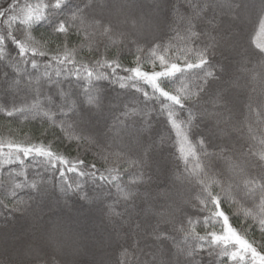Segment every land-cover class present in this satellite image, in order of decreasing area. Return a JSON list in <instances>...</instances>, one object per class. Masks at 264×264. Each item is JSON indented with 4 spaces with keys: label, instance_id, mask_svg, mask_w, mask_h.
Segmentation results:
<instances>
[{
    "label": "snow or ice",
    "instance_id": "1",
    "mask_svg": "<svg viewBox=\"0 0 264 264\" xmlns=\"http://www.w3.org/2000/svg\"><path fill=\"white\" fill-rule=\"evenodd\" d=\"M246 7L0 4V209L25 218L0 229L2 264H264V2L254 17ZM34 120L39 135L12 127ZM161 176L163 206L149 190ZM49 185L91 206L59 216L75 225L73 253L43 220Z\"/></svg>",
    "mask_w": 264,
    "mask_h": 264
},
{
    "label": "rangeland",
    "instance_id": "2",
    "mask_svg": "<svg viewBox=\"0 0 264 264\" xmlns=\"http://www.w3.org/2000/svg\"><path fill=\"white\" fill-rule=\"evenodd\" d=\"M23 2V0H22ZM28 3H37L38 0H27ZM127 2V0H125ZM133 2L142 3L144 5H149L154 2V0H133ZM242 2L247 6L245 8V12L254 17L255 12L258 10L259 5L264 2V0H242ZM251 25H247L244 28L245 34L250 30ZM254 44H264V33L257 31V34L253 37ZM125 64L131 66V63L124 62ZM148 67V65H145ZM111 94L115 96L116 91H112ZM123 96V94L121 93ZM137 95H139L137 93ZM2 123V121H0ZM13 128H23L25 131L30 132V134L39 135L38 129L42 127L39 121H32L28 123L24 121L20 124L13 123ZM57 134H59V130H57ZM0 135L3 138H8V132L6 129H0ZM51 135H49V139H51ZM64 151L63 148L60 149ZM77 153L75 150H72V155L75 156ZM164 157L166 160H174L175 157L171 156L168 152H165ZM89 160L92 158L87 156ZM195 163V159L193 158V164ZM191 166V165H190ZM30 173L35 174L36 171H41L43 173V169L37 167L30 168ZM69 177H73L72 173L68 174ZM79 179V178H76ZM56 180H59V176L56 177ZM71 182V181H70ZM150 186L154 189H158L163 193L166 189L169 191L171 188V180L161 176L159 180L152 183ZM92 185L88 184L84 186V191L92 194ZM115 190L113 189V192ZM160 193V196H161ZM29 190L25 189L20 192V196L27 198L29 196ZM35 195L34 191L31 193ZM157 197H154L156 200ZM160 198V197H159ZM65 201H67V207H65ZM37 202H40V198L37 197ZM51 205L56 209V212H48V208ZM39 206L44 210L45 215L43 217L44 222L47 223L48 228L50 229V235L58 242H60L63 246H65L69 253H73L75 248L79 242V237L75 231V225L67 221L66 219H61L59 216H65L70 219H75L79 215H84L89 212V208L91 207L87 201H85L81 196L74 194L73 192H69L67 197H64L60 194L58 187H52L49 185L48 193L42 203H39ZM93 214H95V210H93ZM25 226V218L23 214L17 213L16 215H9L5 213V210L0 209V229H6L9 232H16L21 230ZM256 236L259 237V232L256 233ZM5 250V239L2 234H0V256L3 255ZM99 255V253H97ZM2 264V261H0Z\"/></svg>",
    "mask_w": 264,
    "mask_h": 264
},
{
    "label": "trees",
    "instance_id": "3",
    "mask_svg": "<svg viewBox=\"0 0 264 264\" xmlns=\"http://www.w3.org/2000/svg\"><path fill=\"white\" fill-rule=\"evenodd\" d=\"M33 1H36V0H33ZM252 1H254V0H252ZM4 3H6V0H0V4H4ZM73 41L75 42V37H73ZM82 55H85V56L88 55L87 50H85V52L82 53ZM132 59L133 58L131 56H127V57H124L123 58V62L131 63ZM89 156L92 158V155L91 154H89ZM125 179H127V177H125ZM149 190H150V192H151V194H152L153 197H157L156 198L157 204L159 206H163L166 201H165V197L163 195L160 196L161 191H159L158 189L152 188V186L149 187ZM141 191L143 192L144 191V188H141ZM170 191H171V189L169 190V192ZM186 207H190V206L186 205ZM161 210H163V207H161ZM257 238H259V237L257 236Z\"/></svg>",
    "mask_w": 264,
    "mask_h": 264
}]
</instances>
